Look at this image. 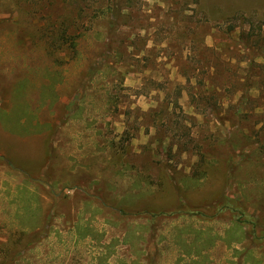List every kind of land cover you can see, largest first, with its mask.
<instances>
[{
  "label": "rangeland",
  "instance_id": "374dc122",
  "mask_svg": "<svg viewBox=\"0 0 264 264\" xmlns=\"http://www.w3.org/2000/svg\"><path fill=\"white\" fill-rule=\"evenodd\" d=\"M108 3L0 0V264H264V0Z\"/></svg>",
  "mask_w": 264,
  "mask_h": 264
},
{
  "label": "trees",
  "instance_id": "16d2710c",
  "mask_svg": "<svg viewBox=\"0 0 264 264\" xmlns=\"http://www.w3.org/2000/svg\"><path fill=\"white\" fill-rule=\"evenodd\" d=\"M120 0H109V3L107 5V7H105V9L102 11L101 14H106L109 16V23L108 25H110V29L109 31H107V37L106 38H110L111 35L113 34V32L117 29V23H116V20L117 18L120 16V10H121V5H120ZM73 23V22H72ZM72 23L69 21L68 25H66V28L64 31H61L60 33H56L53 29H54V26H53V29L52 30H49L50 33H46L47 37H46V40H47V44L50 45L51 47L53 46H64V44H66L65 42L67 41V38H68V31L69 29L71 28L72 26ZM53 25V24H51ZM61 26V25H60ZM56 34V35H55ZM55 35V36H54ZM74 35H72L71 37L69 36V38H73ZM73 46H75L74 44L75 43H72ZM94 72H97V73H100L101 72V68H97L95 69ZM94 73H91L90 75H93ZM202 159H205L204 156L201 157ZM193 181L195 180H198L196 178H192ZM147 185H150V183H146ZM228 208V207H227ZM230 211L231 212H236V216L233 217V219L231 220L232 224L236 227V228H239L241 227L242 225L243 226H246V225H250L252 226L251 229L253 231V228H255V222L253 221V216L249 215L246 213V211L244 209H242L240 206H237L236 208H232L231 206L229 207ZM177 214V216H189V217H198V216H202L200 213L198 212H192L191 211V208L189 207H180L179 209H177V211L175 212ZM147 214H150V213H147ZM151 215V214H150ZM160 215V214H159ZM158 216V215H157ZM165 216H170V214L168 215H165ZM172 216V215H171ZM152 218H156V215L152 213L151 215ZM150 217V218H151ZM149 218V219H150ZM205 221L209 220V218H206L203 219ZM151 222L154 223V221L151 219L150 220ZM153 226V224H152ZM243 238L246 240L248 239L247 236V232L244 230L243 232H241ZM236 236H237V233H236ZM237 242H240L237 240ZM250 251H252V249L250 247H246L243 251V253L241 254L243 257H244V262H247L248 261V258L247 257H250L249 254H250Z\"/></svg>",
  "mask_w": 264,
  "mask_h": 264
}]
</instances>
